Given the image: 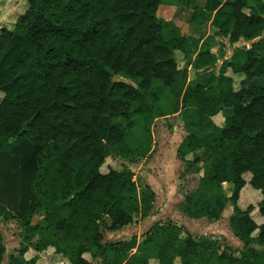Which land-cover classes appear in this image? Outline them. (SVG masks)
Segmentation results:
<instances>
[{
    "label": "trees",
    "instance_id": "16d2710c",
    "mask_svg": "<svg viewBox=\"0 0 264 264\" xmlns=\"http://www.w3.org/2000/svg\"><path fill=\"white\" fill-rule=\"evenodd\" d=\"M185 6L186 0H29L15 28L1 30L0 147L6 152L16 141L36 138L58 146L32 180L24 209L0 204V218L20 217L23 228L8 264H37L38 257L26 254L51 248L70 264H152L150 244L158 264H264V224L251 217L252 206L238 207L250 185L262 193L264 216V87L246 86L264 78V0L195 2L191 23L215 30L203 39L187 33L189 24L178 18ZM220 37L231 45L254 43L250 50L235 47L216 72L211 50ZM178 52L214 71L188 87ZM228 70L244 76L239 89ZM224 109L232 114L220 129L214 117ZM174 115H181L188 132L179 159L204 170L202 186L185 197L180 211L219 221L231 204L229 224L243 244L239 255L173 222L152 226L143 255L133 253L137 238L105 239L136 215L147 218L156 196L151 188L139 193L129 167L102 173V166L109 157H146L155 119ZM224 184L232 185L231 197ZM6 254L0 233V264Z\"/></svg>",
    "mask_w": 264,
    "mask_h": 264
},
{
    "label": "rangeland",
    "instance_id": "374dc122",
    "mask_svg": "<svg viewBox=\"0 0 264 264\" xmlns=\"http://www.w3.org/2000/svg\"><path fill=\"white\" fill-rule=\"evenodd\" d=\"M221 1L225 2L226 0ZM195 2L200 7H203L206 0H186V6L177 10V16L181 21L189 24L187 33L197 38V34L192 28L194 24L190 21L193 4ZM28 8L29 0H0V32L4 28L13 30L16 26L17 20L25 14ZM206 26L208 27L205 31L209 34L214 33L215 30L210 23L206 24ZM200 39H203V36ZM218 40V46L212 48L211 50L215 59V64H217L213 67L216 72H219L222 62L225 60L224 58L232 55L235 47H246L250 50L252 44L254 43V41H241L236 45H231L229 44L227 38L220 37ZM256 41H258V39ZM188 50L192 51V48L188 47ZM184 56L185 55L181 52L177 53V60L180 68H186L188 71V87L195 86L198 79H202L205 75L214 71L210 67L199 69V66L194 61V56L187 59ZM227 74L233 77L235 81V88L239 89L244 76L236 75L232 73L231 70H228ZM116 79L123 80L121 77H116ZM246 86L264 87V78H254L253 80L247 82ZM2 97L3 95L0 93V100ZM231 114L232 112L230 110L224 109L214 117V121L220 129L224 127L225 116ZM114 123L121 128L126 127V122L123 119H116L114 120ZM209 132L211 131L206 132L205 135L209 134ZM152 133L153 139L150 154L147 155L146 158L137 157L131 160L123 161L119 160L117 157H109L102 166L101 172L107 173L111 169L122 170L125 167H129L135 174V181L140 194L149 192L147 191L149 188H151L153 192L156 190L155 194L157 195H155L156 198L150 211V213L154 212L153 214L156 215V220L161 219L160 221L163 222L165 220H171L173 222L178 221L180 224H184L183 226L186 227L196 239H207L214 246L220 247L221 250L230 249L229 253L239 255L243 249V244L237 235L232 231L229 224V219L234 214L231 204L226 205L219 221H210L208 217L181 220L178 218L177 212H175L177 211V207L186 200V196L192 195L202 186L204 170L201 164L195 167L196 169L198 168V171L192 170L185 162H183V164L181 163L180 168L170 167L173 170L166 171L167 175H169L167 178L169 179L165 184L164 189L161 185L156 186L155 188H152L151 186L148 187L147 183L150 180L146 173L159 175L162 169L176 164L180 160L178 150L185 138L188 136V132L184 128L181 115L155 119L152 127ZM1 148L2 147H0V204L5 205L8 210L12 208L16 212H19V209L15 206V203H17L21 212L29 202L30 184L32 180L37 175L43 163L49 160L51 156L56 153L58 146L52 144L50 141L36 138L16 141L11 145L9 151L6 152ZM197 155L201 157L204 156V150L198 151ZM191 159L192 158L189 156V160ZM151 179L155 180L156 178ZM246 180H250V175H246ZM161 188L164 191H162ZM223 189L225 190L226 197L232 196V185L224 184ZM166 193L169 197L167 201L162 198ZM158 196L160 203H158V200L156 201ZM261 200V191L247 185L242 190L238 201V207L244 211L250 206L253 207V211L250 215L259 225L264 224V216L260 214L258 208V204ZM157 206H162V208L157 209ZM163 208H165L164 211ZM167 210L173 213H163L167 212ZM161 216H164V218H161ZM40 219L41 216L39 215L36 216L33 221L36 223ZM140 219L139 214L134 217V220L136 221L135 225L140 224ZM153 223L156 222L153 220ZM22 229L20 217H16V219L9 222L0 218V233L4 236V244L7 248L6 259L3 264H8V257L20 249ZM142 230H144V227ZM257 236L258 232L254 234V237ZM145 239L146 238L144 237V239L138 240L139 246L133 251L134 254L143 255L146 253V249L143 245ZM175 253L176 250L171 251V254L174 255ZM35 256L38 257L37 264H70L62 255H57L52 248L40 254H37L33 250L26 254L27 259H31ZM85 257L91 261L90 255L86 254ZM176 262L179 264L178 260ZM92 263L97 264V261L94 260ZM152 264L158 263L152 261Z\"/></svg>",
    "mask_w": 264,
    "mask_h": 264
},
{
    "label": "crops",
    "instance_id": "0c3cea01",
    "mask_svg": "<svg viewBox=\"0 0 264 264\" xmlns=\"http://www.w3.org/2000/svg\"><path fill=\"white\" fill-rule=\"evenodd\" d=\"M207 27L208 26H206V25H202V26H197V25H193L192 26V28H193V30H194V32L197 34L196 35V37L197 38H201L202 36H203V38H205L207 35H209V33L207 32V31H205L206 29H207ZM229 41V40H228ZM230 44V43H229ZM195 61V60H194ZM223 63V62H222ZM222 66V65H221ZM201 69H205V68H201ZM149 154H150V152H149ZM148 154V155H149ZM143 158H146V157H143ZM181 163L183 164V162L182 161H178L176 164H174L173 166H168V168H165V169H162L161 171H160V174L159 175H152V174H149V173H146V175H147V177L149 178V182L147 183L148 184V186H151L152 188H155L156 186H159V185H161V187H163V189H164V186H165V184L168 182V179L169 178H167L169 175H167V173H166V171H172L173 169L172 168H180L181 167ZM170 167H172V168H170ZM151 178H156L155 180H153V179H151ZM155 183H153V182ZM161 190H162V188H161ZM162 191H164V190H162ZM156 192V190L154 191V193ZM155 195H157V194H155ZM156 198V197H155ZM163 198V200H165V201H167L168 199H169V197H168V195H167V193L165 194V196H163L162 197ZM158 200V203H160L159 202V196H158V198L156 199V201ZM181 205V204H180ZM180 205L177 207V211H175V212H177V216H178V218L179 219H181V220H185V219H189V217L188 216H186L184 213H182L181 211H180ZM156 208V207H155ZM160 208H162V206H157V209H160ZM164 209L165 208H163V211H164ZM154 212H152V213H150L149 214V216L147 217V218H145V219H142L141 218V216H140V224L139 225H135V223H136V221L135 222H133V224H131V225H129V226H127V227H125V228H123V229H121V230H118V231H114V232H107L106 234H105V239H106V241H117V242H121V241H130V240H132L133 238H137V241L139 240V239H144V237H145V234L147 233V231L149 230V229H151L152 228V226H154L155 224H165V223H168V222H173V221H171V220H165L164 222L163 221H160L161 219H155L156 218V215H154L153 214ZM163 213H173V212H171V211H169V210H167V212H163ZM169 215V214H168ZM167 215V216H168ZM158 216V215H157ZM161 218H164V216H161ZM149 219H151V220H149ZM153 220L156 222V223H153ZM173 223H176V224H178V225H184V224H180L178 221L176 222H173ZM143 227H144V230H142L143 229ZM143 236V237H142ZM4 237V236H3ZM156 242L158 243L159 242V240L158 239H156ZM148 249H153L154 250V252L152 253V251H148L147 253L149 254V255H151L152 256V259H151V263H152V261H155V262H157L158 263V261L155 259V256H156V250H155V248H154V245L153 244H150L148 247H147ZM14 253H16V252H14ZM57 255H60V254H57Z\"/></svg>",
    "mask_w": 264,
    "mask_h": 264
}]
</instances>
